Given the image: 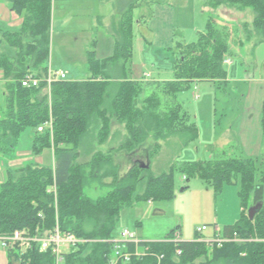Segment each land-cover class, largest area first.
I'll use <instances>...</instances> for the list:
<instances>
[{"label":"trees","instance_id":"16d2710c","mask_svg":"<svg viewBox=\"0 0 264 264\" xmlns=\"http://www.w3.org/2000/svg\"><path fill=\"white\" fill-rule=\"evenodd\" d=\"M55 1L0 0V5L7 4L21 20L19 27L0 21V72L4 82L0 155L12 159L9 153L26 133L32 132L33 154L53 149L56 164L55 169L26 164L7 170L6 180L0 184V236L25 230L41 237L58 227L62 234L87 240L64 253L62 264H111L113 240L120 239L123 231L116 233L122 210L139 202L172 201L176 195L174 172L180 169L188 180L201 178L217 195L224 185H238L244 212L235 225L224 228L223 238L244 241L173 243V231L164 241L127 243L125 251L131 255L127 264H264V159L181 162L159 175H148L147 169L135 165L125 176H120L115 163V152L134 154L150 139L154 143L147 151L149 161L160 153L161 141L181 137L183 146H189L198 139L199 128L178 97L195 81L225 83L223 60L229 52L213 24L207 23L196 42L179 43L170 49L173 81H134L130 74L135 43L133 11L137 5L130 3L120 23H113L110 29L116 35L114 54L100 59L96 49H90L89 77L84 81H56L49 96L47 83L27 88L22 80L28 74L42 79L47 75ZM206 1L214 7L226 4L252 8V28L264 43V0ZM152 87L154 91L141 99ZM50 120L52 128L39 134L38 127ZM114 121L125 126V139L117 149L100 152L97 147L108 142ZM262 125L264 132V106ZM141 185V194H136ZM91 189L106 193L90 198ZM260 203L261 210L251 220L249 209ZM6 252L9 264H56L52 248L41 253L38 243L23 255L18 249Z\"/></svg>","mask_w":264,"mask_h":264},{"label":"rangeland","instance_id":"374dc122","mask_svg":"<svg viewBox=\"0 0 264 264\" xmlns=\"http://www.w3.org/2000/svg\"><path fill=\"white\" fill-rule=\"evenodd\" d=\"M130 3L137 5L133 11L135 43L131 61L132 79L157 84L173 78V55L168 49L171 41L189 43L197 40L198 33L205 30L208 22L213 24L221 36V41L228 48L229 55L223 60L228 78L226 83L205 81L192 83L178 97L183 108L189 113L190 119L200 129L199 140L186 149H181L176 142L179 139L181 143V137L161 141L159 156L150 161L147 151L153 148L151 143L154 142L144 145L134 154L115 152V163L119 166L120 176H125L135 165L147 169L148 175H159L168 172L172 165H182L187 161H208L209 155L216 154L208 151L209 144H212L213 133L215 135L221 132L223 138L226 136L222 131L227 132L224 128H227L231 122L227 117L230 118L231 114L236 115L238 113L236 109L242 107V99L249 85L244 80H248L247 77L252 78L254 74L259 76L257 69H261L264 64L263 43H258L252 55H249L247 50L249 37L261 41L252 28L255 13L252 8H243L240 5L221 4L214 7L210 3L207 4L206 0H102V2L56 0L53 3L52 46L48 68L51 65L54 70L66 72L67 81L86 80L90 75L87 71V52L92 48L96 49L97 57L100 59H107L114 54L116 35L110 29L113 23H120L122 13ZM20 24L21 20H18L9 26L19 27ZM96 41H98L96 46H93ZM147 42L149 45L146 47ZM243 43V52H241L243 56L235 54L232 57L235 68L231 69L229 65L232 62L229 63L227 60ZM3 49L1 48V52ZM235 69L238 71L235 76L238 80L234 77L231 79V73ZM3 91V83L0 80V105ZM152 91H154L153 87L148 88L141 99L149 96ZM47 94L51 95V91ZM122 135H126L125 126L114 121L108 142L98 146L99 151L107 153L116 149L124 141ZM33 137L34 133L31 134L30 139ZM28 147L25 134L16 149L9 154L15 156L20 150L29 149ZM227 154L228 158H239L237 151L233 152L229 149ZM262 154L264 156V152ZM5 158L8 160V157ZM44 158V165L50 166L51 152L45 151ZM6 160L0 158V164L1 162L7 164ZM80 161L85 160L80 159ZM32 164L38 163L32 161ZM174 175L175 198L172 201L152 204L139 202L132 207L124 208L116 228L118 235L122 230L128 229L135 231L149 242L164 241L171 232L179 231L183 240L191 241L195 238L196 228L207 225L208 230L205 234L209 235L213 232L212 224L216 222L215 220H218L220 225H224L231 220L232 215L235 217L236 212H239L238 185H224L225 190L217 195L213 187L199 177L186 180L180 169H176ZM143 176L145 177V174ZM106 182H110V179ZM142 190L143 185L138 188L136 194H141ZM105 193L106 190L91 189L88 196L95 199ZM212 241L224 243L229 239L228 241L220 239L221 242L216 239ZM235 241L241 243L238 237ZM63 251L66 253L69 249Z\"/></svg>","mask_w":264,"mask_h":264},{"label":"crops","instance_id":"0c3cea01","mask_svg":"<svg viewBox=\"0 0 264 264\" xmlns=\"http://www.w3.org/2000/svg\"><path fill=\"white\" fill-rule=\"evenodd\" d=\"M17 19L20 21V19L10 11L7 4H1L0 5V21H4V22H7L9 25H12L16 21L18 22ZM138 23H140V22H138ZM199 33H198V35H199ZM251 37L248 38V46L249 47L247 48V50H249L248 51L249 55H252V52L257 48L258 43H262L258 38H255V37L251 38ZM197 39H198V36H197ZM196 41L197 40H195L193 42H196ZM193 42H189V43L177 42L176 43V42L171 41V46H169L168 49L169 50L173 49L179 43L190 44ZM148 45H149V43L147 42L146 47ZM243 47H244V43L241 45V47L238 51H236V52L233 51L232 56L229 57V59H231V62H232V64L229 65L231 67V69L235 68V66L233 64L232 57L235 54H239L240 56H243V54L241 53V52H243L242 51ZM229 66H227V67H229ZM172 70H173V78L166 79L163 82H169V81L174 80V64H173V61H172ZM236 73H238L237 69L232 71L231 79H233V77H234L235 80H238L235 77ZM257 73L259 76H255V74H254L252 76V78L247 77L248 80L242 79V80H244V82L246 84H247V82L249 84L248 87L246 88V92H245L243 99H242V107L236 109V110H238V113L236 115L232 116L233 114H231L232 117L231 116H230V118L227 117V120L231 119V122L227 125V128L226 127L224 128V129H227V132H225V130L222 131V133H226V136H224V138H223V135H221V132L218 134H215V135L213 133V136H212L213 138L211 139L212 144H209L208 148L210 150H208V151L209 152L213 151L216 154L212 155V156L209 155L210 159L208 161H220L223 159H242V160H246V159L262 160V159H264V156L262 154V152H264V132H263V125H262L263 106H264V64H263L261 69H257ZM0 77H1L0 80L2 81V72H1ZM146 77H148V76H146ZM227 78H228V73H227ZM227 78L225 80V83L227 81ZM132 80H134V79H132ZM134 81H136V80H134ZM197 82H199V81H195L192 83H197ZM205 82H211V81H205ZM2 83H3V87H4V82L2 81ZM192 83H190V84H192ZM48 95H50V94H48ZM199 98H200V96H199ZM46 129L48 130L47 127H46ZM31 134H32V132L26 133L27 143L29 144V147H28L29 149L24 150V151L20 150L18 153L16 152L17 154L15 156H13L12 159H8V160H6V158L4 156L0 155L1 159L7 161V164H5L4 162H1L2 164H0V167H1L0 168V184H2L6 180L7 170L10 168L22 167L26 164H32V161H36L38 163L37 165L45 166L44 165V163H45L44 152L47 150L51 152L52 163L50 166H52L55 169L56 164H55V158H54V150L53 149H45L40 155H38V156L34 155L33 151H32L33 138L30 139ZM39 134H41V133H39ZM122 136L125 139L126 135H122ZM200 137H201V134H200V129H199V134H198L197 140H199ZM151 142L152 141L150 139L148 141V143H151ZM176 142H177V144H179L181 149H186L191 145L190 144L189 146H183L184 143L183 142L180 143L179 139H177ZM151 145H152V143H151ZM97 149L99 150L98 147H97ZM229 149L233 152L237 151L239 153V158H228L229 156H228L227 152ZM190 162L191 161H187V162H183V163H190ZM198 162H207V161L199 160ZM6 167H8V168L5 169ZM128 171H127V173H128ZM184 178L186 180H188L185 175H184ZM224 190L225 189L223 187L222 192ZM238 191H239V189H238ZM237 196H238V192H237ZM238 200H239V205H240L239 212H236L235 217H233V215H232L231 220L229 222H226L224 225H220L218 223V220H215L216 222H214V224H212L213 232H211V234H209V235L205 234L206 231L208 230V227H207V225H203L202 227H207V230L201 234H198L197 229L201 228V227L196 228L194 240H191V241H186L183 239L182 240L186 241V242L198 241V242L210 243V242H213L212 241L213 239L220 241V239L222 238V240H224V239L228 240L229 239V241H235V238H231V237H227V236H225L223 238V235H224V228L225 227L235 225L242 217V213L244 212V208L241 207V202H240L239 196H238ZM147 202L149 204L153 203L151 201H147ZM131 232L136 233L135 231H131ZM197 235H199L200 237H197ZM137 236L139 237V240L142 241L143 243L146 242L147 244H149V242H160V241H149L148 242L144 238L139 236L138 234H137ZM181 238H182V235H181ZM66 252H68V251H66ZM0 264H9L7 252L4 249H2L1 247H0Z\"/></svg>","mask_w":264,"mask_h":264},{"label":"built area","instance_id":"2783aa9c","mask_svg":"<svg viewBox=\"0 0 264 264\" xmlns=\"http://www.w3.org/2000/svg\"><path fill=\"white\" fill-rule=\"evenodd\" d=\"M230 63V59L227 60ZM47 81L49 84L56 81H67V74L63 70H54L51 65L47 70ZM40 80L36 74H28L22 82V85L27 88H38ZM47 128H52V120L45 125L38 127V133H44ZM207 230V227H201L197 229V233L201 234ZM228 241L227 239H224ZM87 240L80 239L73 234H62L60 229L56 227L54 231L48 232L44 236H31L28 231H16L13 234L0 237V247L3 249L20 250L21 254H26L27 251L33 249L35 244L38 243L39 251L41 253L47 252L50 247L52 253L56 258V264H61L63 261L64 249H70L79 243H84ZM173 243L182 241L181 234L176 231L174 238L170 240ZM244 240H241L243 242ZM140 240L136 233H133L127 229L123 230L120 234V239L113 240L114 244V260L111 264H127L130 261L131 255L126 253L127 243L138 244ZM221 242V241H220ZM264 242V240H263ZM180 254V252H179Z\"/></svg>","mask_w":264,"mask_h":264},{"label":"water","instance_id":"95a60500","mask_svg":"<svg viewBox=\"0 0 264 264\" xmlns=\"http://www.w3.org/2000/svg\"><path fill=\"white\" fill-rule=\"evenodd\" d=\"M144 167H148V166H144ZM262 208V204H258V205H255V206H252L249 211H248V214H249V217L251 220L254 219L255 215L257 214L258 211H260Z\"/></svg>","mask_w":264,"mask_h":264},{"label":"bare ground","instance_id":"6f19581e","mask_svg":"<svg viewBox=\"0 0 264 264\" xmlns=\"http://www.w3.org/2000/svg\"><path fill=\"white\" fill-rule=\"evenodd\" d=\"M47 75H46V77L45 78H40V77H38L39 78V80H40V84H39V86L43 83V82H45V83H47L48 84V91H51V87H52V84L54 83V82H52L51 84H49L48 83V81H47ZM25 79V78H24ZM23 79V80H24ZM23 80H22V82H23ZM49 129V128H48ZM45 132V131H44ZM5 250H10V249H5Z\"/></svg>","mask_w":264,"mask_h":264}]
</instances>
